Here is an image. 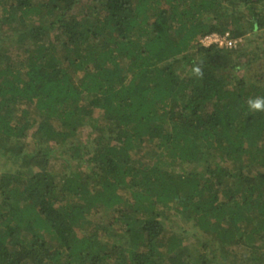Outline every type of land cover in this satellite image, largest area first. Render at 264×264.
Returning <instances> with one entry per match:
<instances>
[{"label": "trees", "instance_id": "obj_1", "mask_svg": "<svg viewBox=\"0 0 264 264\" xmlns=\"http://www.w3.org/2000/svg\"><path fill=\"white\" fill-rule=\"evenodd\" d=\"M256 96L264 0H0V264H264Z\"/></svg>", "mask_w": 264, "mask_h": 264}, {"label": "built area", "instance_id": "obj_2", "mask_svg": "<svg viewBox=\"0 0 264 264\" xmlns=\"http://www.w3.org/2000/svg\"><path fill=\"white\" fill-rule=\"evenodd\" d=\"M242 40L243 38H239V39L231 38L229 32H225L223 34L214 32L202 37L201 42L205 46L216 44L219 46L232 47L235 46L237 43H242Z\"/></svg>", "mask_w": 264, "mask_h": 264}, {"label": "clouds", "instance_id": "obj_3", "mask_svg": "<svg viewBox=\"0 0 264 264\" xmlns=\"http://www.w3.org/2000/svg\"><path fill=\"white\" fill-rule=\"evenodd\" d=\"M192 74L198 78H202L204 74L202 67L194 64ZM246 103L250 112H264V96L249 97Z\"/></svg>", "mask_w": 264, "mask_h": 264}, {"label": "rangeland", "instance_id": "obj_4", "mask_svg": "<svg viewBox=\"0 0 264 264\" xmlns=\"http://www.w3.org/2000/svg\"><path fill=\"white\" fill-rule=\"evenodd\" d=\"M76 9H78V8H76ZM257 65V64H256ZM260 65V64H259ZM263 65V64H262ZM255 66V65H254ZM261 66V65H260ZM259 69V68H258ZM263 71V70H262ZM250 72H251V70H250ZM250 72H248V74H247V72L244 70L243 72H241L242 74H247V75H251V73ZM53 164L56 166V168L57 167H60L61 165H60V159H54L53 160ZM3 168V167H2ZM2 168H1V161H0V171L2 170Z\"/></svg>", "mask_w": 264, "mask_h": 264}]
</instances>
